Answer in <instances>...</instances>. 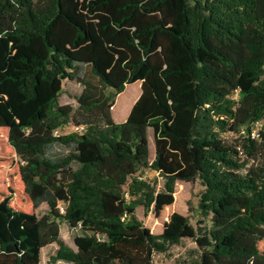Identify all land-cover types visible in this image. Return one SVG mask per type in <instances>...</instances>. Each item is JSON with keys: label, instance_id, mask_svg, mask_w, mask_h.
<instances>
[{"label": "trees", "instance_id": "obj_1", "mask_svg": "<svg viewBox=\"0 0 264 264\" xmlns=\"http://www.w3.org/2000/svg\"><path fill=\"white\" fill-rule=\"evenodd\" d=\"M0 38L26 48L40 38L47 54L24 56L5 79L25 104L39 101L26 123L0 96L35 209H0V264H42L52 244L54 262L153 264L185 239L201 264H264V127L252 137L264 122V0H0ZM124 45L141 56L121 68ZM42 81L50 96L40 102ZM66 83L79 88L76 105L59 104ZM135 83L140 96L117 123L116 99ZM69 126L86 129L61 134ZM146 169L164 190L138 180ZM197 179L196 226L174 213L154 235L136 218L138 206L173 205L174 182Z\"/></svg>", "mask_w": 264, "mask_h": 264}, {"label": "rangeland", "instance_id": "obj_2", "mask_svg": "<svg viewBox=\"0 0 264 264\" xmlns=\"http://www.w3.org/2000/svg\"><path fill=\"white\" fill-rule=\"evenodd\" d=\"M140 17L137 21H142ZM145 20H149L146 18ZM135 27V26H134ZM132 27L130 34L135 28ZM126 38V39H128ZM17 39L0 38V96L4 98L8 105L13 108L15 114L14 124L20 125L26 123L28 117L35 110L39 101L25 104L23 97L18 93V84L13 81H6L8 75L20 74L19 70L26 67L22 62V58H32L34 55L45 57L46 48L42 39L34 40L32 47H18ZM128 49L130 51H128ZM122 52H127L124 58H120L119 67H124L125 63L130 60H139L140 52L137 49L123 46ZM125 72L128 69L124 70ZM5 81V82H4ZM188 85L183 87L187 89ZM141 86L138 83L127 85L123 93H121L115 102L113 108V117L117 123H121L130 113L133 105L140 96ZM79 90L78 86L73 83H66L64 92L59 99L60 105H76L72 99V94ZM40 102L46 100L49 96L45 82H41L40 86ZM239 100V97H236ZM264 127V122H257L255 131L259 134V130ZM73 128L69 126L61 131V134L72 133ZM223 137L228 141L236 139V135L226 133ZM150 149L153 153L154 145L150 143ZM21 160L15 154L14 149L8 141V129L0 127V209L13 208L25 211L27 213L35 212L31 200L25 193V186L21 180L20 167ZM138 180L147 181L156 191H162L166 188V181L161 178L155 171L146 169L139 173ZM174 204L165 207L160 214H156L151 207L149 210L143 206H138L135 216L154 235H161L164 225L167 223L172 214L178 213L189 218L190 222L196 226L197 222L204 220L200 211V202L204 195L205 187L200 179L193 182L178 180L173 183ZM128 195V194H127ZM129 198V196H126ZM63 208V206H60ZM61 211H63L61 209ZM62 239L69 246L73 247L74 233L65 224L62 225ZM58 246L49 245L42 250V264H68L63 261L54 262L51 258L55 255ZM260 250L264 253V240L260 243ZM201 249L191 239H185L179 245H173L164 253H156L153 257V264H201ZM55 257V256H54Z\"/></svg>", "mask_w": 264, "mask_h": 264}, {"label": "built area", "instance_id": "obj_3", "mask_svg": "<svg viewBox=\"0 0 264 264\" xmlns=\"http://www.w3.org/2000/svg\"><path fill=\"white\" fill-rule=\"evenodd\" d=\"M72 128H73V131L72 132H78V133H82L85 129H86V127H84V126H72ZM59 134V130H57L56 132H55V135H58ZM259 135L256 133V131L254 130L253 132H252V137L253 138H257ZM126 196H128L127 194H126ZM62 210H63V208H61Z\"/></svg>", "mask_w": 264, "mask_h": 264}, {"label": "crops", "instance_id": "obj_4", "mask_svg": "<svg viewBox=\"0 0 264 264\" xmlns=\"http://www.w3.org/2000/svg\"><path fill=\"white\" fill-rule=\"evenodd\" d=\"M128 115H129V114H128ZM127 117H128V116H127ZM127 117L124 119V121L127 119ZM124 121H122V122H124ZM122 122H121V123H122Z\"/></svg>", "mask_w": 264, "mask_h": 264}]
</instances>
